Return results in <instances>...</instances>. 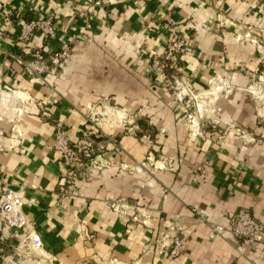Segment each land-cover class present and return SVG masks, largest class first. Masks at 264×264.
Instances as JSON below:
<instances>
[{
    "label": "crops",
    "instance_id": "1",
    "mask_svg": "<svg viewBox=\"0 0 264 264\" xmlns=\"http://www.w3.org/2000/svg\"><path fill=\"white\" fill-rule=\"evenodd\" d=\"M39 12L52 15L56 32L19 40L21 23ZM166 13L192 37L180 56L184 82L208 93L226 74L242 89L215 96L220 129L259 131L243 91L264 63L263 0H0V195L23 187L24 230L42 243L22 251L23 235L12 231L0 243V264H264V243L207 238L211 222H227L240 207L264 223V138L189 134L185 108L150 66L164 49ZM64 41L72 52L58 76L28 68L36 50L48 64ZM99 108L115 111V120L132 115L97 128L87 109ZM56 120L71 141L91 126L105 146L97 157L107 166L78 181L73 197L59 193ZM139 120L154 137L151 148L138 139ZM174 236L187 247L168 259Z\"/></svg>",
    "mask_w": 264,
    "mask_h": 264
},
{
    "label": "built area",
    "instance_id": "2",
    "mask_svg": "<svg viewBox=\"0 0 264 264\" xmlns=\"http://www.w3.org/2000/svg\"><path fill=\"white\" fill-rule=\"evenodd\" d=\"M76 1L80 2L82 0ZM10 14L9 12H3L2 20L4 22L10 21ZM162 27L166 33L164 49L151 60V69L167 85L173 81L184 85L188 89V84L182 79L180 56L192 47V37L187 31L180 30L176 20L168 13L164 14L162 18ZM56 29L52 15L39 12L34 18L21 23L17 37L25 43H30L33 41L37 31L50 36L56 32ZM252 41L257 43L254 39ZM68 51L69 42H62L58 49L50 53L48 64H46L42 58L41 51L36 50L32 55V60H28L26 65L30 69L36 66V74L38 76L43 71L48 70L50 73L55 74L60 66L61 59L68 54ZM180 99L181 97L178 96V100ZM90 121L92 120L90 119ZM52 127V150L58 154L62 167L58 180L59 193L65 197H73L78 181L87 180L94 170L107 166L105 162L97 157V152L105 148V146L95 139V130L91 126H85L80 137L75 141L70 140L67 128L61 120H56ZM138 139L147 148H151L154 145L151 134L148 131L139 134ZM210 162V160L204 161L197 166L196 171L204 173L206 170L205 165ZM22 198V186L17 188L9 186L0 195V243L3 237L10 234V232L13 231L17 235L18 230H20L25 243H18V248L22 251L23 246L32 250L40 249L42 246L40 236L32 228L29 231L24 230L30 224L22 211ZM112 206L116 209L114 204ZM198 219L203 221L202 217ZM217 236L236 238L247 244L264 243V223L257 220L246 207H240L227 222H211L209 224L207 238L212 240ZM186 247L185 238L174 236L168 244L166 257L168 259L175 258L182 254Z\"/></svg>",
    "mask_w": 264,
    "mask_h": 264
},
{
    "label": "rangeland",
    "instance_id": "3",
    "mask_svg": "<svg viewBox=\"0 0 264 264\" xmlns=\"http://www.w3.org/2000/svg\"><path fill=\"white\" fill-rule=\"evenodd\" d=\"M72 52V44L69 43V51L66 56H64L61 61L60 65L63 61L67 59V57ZM264 61V56H263ZM60 73V67L57 68L55 74L50 73V71H44L43 74L45 79L48 80L51 77H56ZM219 77V76H218ZM220 78V77H219ZM189 88L186 89L184 85L178 84L176 82H169L166 86L167 88L172 91L173 95L178 99V96L181 97L178 100L179 104L185 108L183 111V119L185 123H187L189 134L191 136H195L196 134H203V128L211 129L209 130L210 133L213 130L217 132V135H225V136H239V135H246L247 133L251 134L253 137L264 138V63L261 69L255 73L253 76H250V80L247 82L246 87L243 92L245 93V100L250 103L252 108L255 110L256 116V124L260 127V130H252L249 131L248 129H239V127H235L234 125H228L227 128L220 129L218 126L219 120L217 118V107L215 102V96H220L226 94H231L235 90H242L237 88L236 86H230V84L226 80V74H223L220 79V83L210 82L207 86V90L212 91V88L218 87L215 91L204 93V90H195L190 85ZM215 92V93H214ZM195 96V97H193ZM103 100H98L95 102L97 105H101ZM110 104L105 101V105ZM113 105V104H110ZM94 106H96L94 104ZM100 110H90L87 109L92 122L90 125L97 127L96 122H103L105 119H108L110 122H118L120 125L128 124V120H130L132 114H124L120 118L114 119V112L107 114L104 108H99ZM117 109V108H116ZM135 118V116H133ZM136 119V118H135ZM195 124L197 125L195 126ZM215 125V128L212 125ZM206 131V130H205ZM151 134V137L154 142V137L151 131L148 130Z\"/></svg>",
    "mask_w": 264,
    "mask_h": 264
},
{
    "label": "trees",
    "instance_id": "4",
    "mask_svg": "<svg viewBox=\"0 0 264 264\" xmlns=\"http://www.w3.org/2000/svg\"><path fill=\"white\" fill-rule=\"evenodd\" d=\"M139 125L141 127V131L138 132V134H141L142 132L146 131L147 128H146V122L144 120H139Z\"/></svg>",
    "mask_w": 264,
    "mask_h": 264
}]
</instances>
